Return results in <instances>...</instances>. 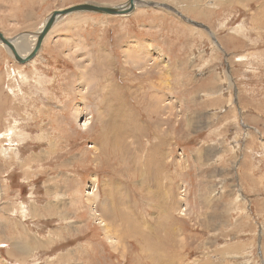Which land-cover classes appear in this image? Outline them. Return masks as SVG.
Listing matches in <instances>:
<instances>
[{"label":"rangeland","instance_id":"1","mask_svg":"<svg viewBox=\"0 0 264 264\" xmlns=\"http://www.w3.org/2000/svg\"><path fill=\"white\" fill-rule=\"evenodd\" d=\"M126 1L0 0V31L27 53L52 11ZM0 183L25 264H264V0L72 14L26 63L0 43Z\"/></svg>","mask_w":264,"mask_h":264},{"label":"water","instance_id":"2","mask_svg":"<svg viewBox=\"0 0 264 264\" xmlns=\"http://www.w3.org/2000/svg\"><path fill=\"white\" fill-rule=\"evenodd\" d=\"M138 3L139 0H127L125 3L119 5H104L85 2L75 4L63 9L54 10L47 17L40 30L35 34L36 40L34 43V47L26 56L20 54V52L18 51V46H15V40L13 38L7 37L2 31H0V43L4 45L7 50H9L16 62L26 63L32 60L38 54L46 36L60 19L72 14L87 12L112 16H128L135 11Z\"/></svg>","mask_w":264,"mask_h":264},{"label":"crops","instance_id":"3","mask_svg":"<svg viewBox=\"0 0 264 264\" xmlns=\"http://www.w3.org/2000/svg\"><path fill=\"white\" fill-rule=\"evenodd\" d=\"M1 31L4 34H6V32L4 30H1ZM1 212L3 213V210ZM8 218H9V220H12L13 222L17 221L16 216L14 218H12V217H8ZM39 219H41V218H39ZM20 229H22V228L14 229V228H7L6 227L2 231H0V239H2V241H0V264H3L1 262V256L8 257V258H11V259H15V262L18 263V264H25V262H27V260L31 257V255H26V256L22 257L21 255L19 256L17 254H16V256H12V255L10 256L9 252L11 251V248H12V246L14 244V241L11 242L8 239H6V237H7L6 233L8 231H13V233H14V231H19ZM22 231H24V230L22 229ZM2 237H5V238H2ZM46 237H47V241H49L48 237H50V236L46 235L45 238ZM38 241L43 242V245L42 246L36 245V248L33 250V255L37 254L38 252H43V254L46 255L47 251L50 250L53 247V243L54 242L48 244V242H46V240H43V238L42 239L38 238ZM49 246H51V247L49 248ZM26 258H28V259L26 260Z\"/></svg>","mask_w":264,"mask_h":264},{"label":"bare ground","instance_id":"4","mask_svg":"<svg viewBox=\"0 0 264 264\" xmlns=\"http://www.w3.org/2000/svg\"><path fill=\"white\" fill-rule=\"evenodd\" d=\"M231 1V0H230ZM62 20V19H61ZM17 43V42H16ZM35 43V42H34ZM15 46H16V44H15ZM21 46H25L24 45V43L22 42L21 44H19L18 45V51L20 52V54H22V55H24V56H26V55H28L29 53H30V51L33 49V47H34V44H33V46L31 47V49L29 50V52H27V53H23L22 51H21ZM23 49V48H22ZM27 51V50H26ZM127 58V57H126ZM85 123L87 124L88 122H87V120L85 121ZM139 166V165H138ZM1 184V183H0ZM1 191H2V189L0 190V194H1ZM120 199H122V198H120ZM109 201V200H108ZM111 201H112V199H111ZM125 201V200H124ZM100 218V217H99ZM118 221V220H117ZM126 221V220H125ZM102 223V222H101ZM124 224V223H123ZM126 224V223H125ZM127 224H129V223H127ZM118 225V224H117ZM131 225V224H130ZM136 225V224H135ZM106 226H107V224H106ZM114 226H116V225H114ZM117 227V226H116ZM119 227V226H118ZM124 228V227H123ZM128 228H130V227H128ZM135 228V227H134ZM113 230V229H112ZM124 230V229H123ZM133 230V229H132ZM111 231V230H110ZM109 231V232H110ZM126 231V230H125ZM115 232H116V230H115ZM127 232H128V230H127ZM130 232H136L135 230L134 231H130ZM136 235H137V233H136ZM126 236V235H125ZM113 238V237H112ZM148 241V240H147ZM149 244V243H148ZM146 245V244H145Z\"/></svg>","mask_w":264,"mask_h":264}]
</instances>
